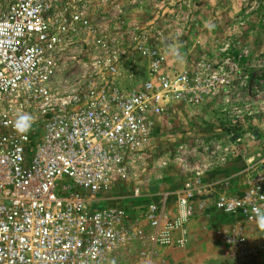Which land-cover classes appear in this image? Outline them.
I'll list each match as a JSON object with an SVG mask.
<instances>
[{
    "label": "built area",
    "instance_id": "1",
    "mask_svg": "<svg viewBox=\"0 0 264 264\" xmlns=\"http://www.w3.org/2000/svg\"><path fill=\"white\" fill-rule=\"evenodd\" d=\"M63 3L12 0L0 7V264H135L128 256L136 245L148 247L140 251L142 264L154 246L172 245V232L183 231L194 196L202 209L256 221L253 207L264 208V169L242 195L212 202L196 178L172 193L178 216H169L161 193L133 184L157 118L174 101L208 97L210 66L191 74L160 69L155 60L152 78L129 88L114 81L110 65L105 76L77 77L68 66L89 22ZM18 113L34 117L24 136L12 126ZM143 181L151 186L150 178ZM130 183V194H118ZM133 201L144 203L133 209ZM222 237L236 257L255 255L243 227Z\"/></svg>",
    "mask_w": 264,
    "mask_h": 264
},
{
    "label": "rangeland",
    "instance_id": "2",
    "mask_svg": "<svg viewBox=\"0 0 264 264\" xmlns=\"http://www.w3.org/2000/svg\"><path fill=\"white\" fill-rule=\"evenodd\" d=\"M11 1L0 0V7ZM63 2L68 12L77 10L89 22L68 66L77 77L105 76L110 65L115 68L116 83L134 87L152 78L155 60L161 63L160 69L191 74L203 73L202 65H209L215 77L203 101H174L157 118L139 168L140 179L133 184L144 191L171 194L196 178L209 184L220 175H240L242 183L232 180L230 190L249 189L264 169V0ZM171 44L181 58L172 54ZM223 76L230 81L225 86L217 80ZM146 177L150 187H144ZM133 184L118 194H130ZM140 202L144 203L128 205L139 209ZM202 210L210 214L203 225L207 232H213L211 224L218 225L215 242L222 251L215 254V264H264V229L256 221L246 223L239 215H224L210 206ZM137 220L141 227H148L140 216ZM236 226L243 227L255 255L238 258L228 249L222 234ZM147 248L136 245L128 260L137 264L140 251Z\"/></svg>",
    "mask_w": 264,
    "mask_h": 264
},
{
    "label": "crops",
    "instance_id": "3",
    "mask_svg": "<svg viewBox=\"0 0 264 264\" xmlns=\"http://www.w3.org/2000/svg\"><path fill=\"white\" fill-rule=\"evenodd\" d=\"M222 177L223 176L221 175L218 176L216 180L212 182L210 181L209 184L203 183V186L205 187L203 196H206L208 201L212 202L219 195L234 194L240 196L246 190L245 187V189H241L239 192L230 190V187L232 188V186H234V184L231 182L232 180L236 181L237 179V181H240V184L242 183L240 175H232L228 177L224 175V177ZM190 182L193 183L192 180ZM188 183H184L180 187H177L174 192L181 191ZM193 187L195 195L197 194V190L195 189V186ZM160 193L162 195H160L159 198L166 197L167 199V210L169 216H178L180 212L178 206V197L172 195L173 192L168 194L166 192L160 191L159 194ZM192 199V215L184 222L183 231L175 230L172 232L171 240L173 245L167 247L154 246L152 255L150 254L151 256L149 255V257L143 258L141 261L142 264H215L213 260L215 254H217L219 251H222V249L220 250V247H218V244L215 242L216 239H218L215 233L216 227L218 225L215 227L214 224H211V229L213 228V232L212 230L207 232L205 229L206 226L204 227L203 225H207V223H205L206 216L209 218L210 214L204 212L200 207L199 196H194ZM187 229H189V235ZM146 230L150 231V228L147 227ZM183 237L185 238L186 242L184 245L178 246L176 243Z\"/></svg>",
    "mask_w": 264,
    "mask_h": 264
},
{
    "label": "clouds",
    "instance_id": "4",
    "mask_svg": "<svg viewBox=\"0 0 264 264\" xmlns=\"http://www.w3.org/2000/svg\"><path fill=\"white\" fill-rule=\"evenodd\" d=\"M168 47L173 55H175L178 59L181 58L179 50L175 44L168 45ZM33 122H34V117L31 114L18 113L12 126L17 134L24 136L30 131ZM252 211L255 214L258 226L261 229H264V208L253 207Z\"/></svg>",
    "mask_w": 264,
    "mask_h": 264
}]
</instances>
